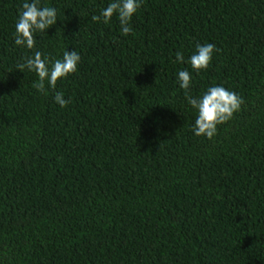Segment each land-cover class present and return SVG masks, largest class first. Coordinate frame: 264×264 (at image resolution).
<instances>
[{
	"label": "trees",
	"instance_id": "16d2710c",
	"mask_svg": "<svg viewBox=\"0 0 264 264\" xmlns=\"http://www.w3.org/2000/svg\"><path fill=\"white\" fill-rule=\"evenodd\" d=\"M24 2L0 0V264H264V0H142L127 36L92 19L111 0H41L57 22L33 49ZM198 43L218 51L196 72ZM37 50L77 71L38 92L17 67ZM183 69L191 97L243 98L212 139Z\"/></svg>",
	"mask_w": 264,
	"mask_h": 264
},
{
	"label": "clouds",
	"instance_id": "9594fccd",
	"mask_svg": "<svg viewBox=\"0 0 264 264\" xmlns=\"http://www.w3.org/2000/svg\"><path fill=\"white\" fill-rule=\"evenodd\" d=\"M141 3L142 0H111L108 6L102 9L100 15H93L92 19L96 22L103 20L107 23L114 14H118L121 32L127 36L133 31L130 21ZM56 22V8L42 5L41 0H31V2L25 0L15 23L14 43L27 49H33L36 44L34 33L45 32ZM215 51L218 49L213 43H198L195 53L189 57L188 61L192 69L196 72L207 69ZM184 59L183 52L178 51L176 60L183 62ZM80 60L81 56L76 50H66L63 52L62 58L51 62V67H49L50 62L37 50L32 56H25L24 62L18 64L17 67L22 72L25 68L34 71L38 80L33 86L38 92H46L45 81L48 86L55 89L59 79L77 71ZM177 78L180 88L185 90L188 103L197 110L192 129L196 136L203 135L212 139L217 133V126L230 120L244 103L243 98L235 91L221 85L209 87L199 98L191 97L187 91L192 82L191 73L187 69L179 70ZM55 101L61 107H66L70 102L64 98L63 92L59 91L55 93Z\"/></svg>",
	"mask_w": 264,
	"mask_h": 264
}]
</instances>
